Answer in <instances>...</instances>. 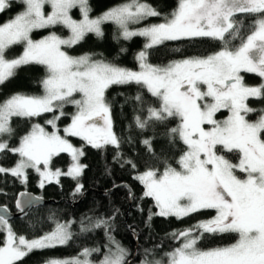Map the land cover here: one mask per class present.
<instances>
[{
    "label": "snow or ice",
    "instance_id": "obj_1",
    "mask_svg": "<svg viewBox=\"0 0 264 264\" xmlns=\"http://www.w3.org/2000/svg\"><path fill=\"white\" fill-rule=\"evenodd\" d=\"M13 7L20 11L0 23V86L25 65L43 66L46 76L41 81L42 95L17 93L0 99V155L19 157L12 168L0 165V174L10 173L26 183L27 171L33 169L41 177V188L53 180L59 183L61 176L78 181L86 167L80 163L84 151L74 147L69 137H79L98 150L112 147L121 153L131 138L123 141L113 131L106 92L113 85H137L156 101L153 105L139 92L132 97L141 113L134 117L136 129L151 133L141 140L148 160L136 179L145 188L144 196L154 200L155 215L182 219L202 210L215 212L206 221L172 233L181 243L166 253L167 264H264V108L249 105L250 98L264 100V0H178L164 22L139 30H131L130 25L162 15L141 0H130L95 18L90 0H0V14ZM73 10H78L79 19ZM245 19L250 23L245 25ZM107 22L115 23L125 40L147 39L137 57L140 71L66 51L89 34L103 38L102 25ZM57 29H66L68 35L57 34ZM41 31L48 34L35 39ZM197 37L219 41L221 49L164 66L149 62L150 50L166 41ZM18 45L23 53L9 58V50ZM244 74H255L261 83L246 84ZM66 105H74L76 112L61 129L58 122L66 116ZM222 111L228 113L223 120L217 118ZM46 113L53 114L45 121L53 131L35 124L18 147L9 145L16 131L15 118L31 120ZM254 113H258L256 119H249ZM173 121L178 123L172 126ZM157 140L159 150L154 147ZM177 143L184 148L175 158ZM61 153L70 154L73 161L67 172L51 168L53 158ZM119 159L121 166L139 168L137 162L124 160L122 153ZM82 188L78 183L76 192ZM17 207L25 211L19 201ZM113 221L114 217L94 216L80 223L81 234L103 229L108 235L112 247L98 261L91 257L101 254V249L85 247L75 257L48 258L44 264H128V250L110 235ZM0 232L7 233L0 246V264H20L36 250L68 245L75 235L66 222L57 223L41 237L27 239L13 231L3 214ZM205 234H234L236 239L227 246L202 249L198 244Z\"/></svg>",
    "mask_w": 264,
    "mask_h": 264
},
{
    "label": "trees",
    "instance_id": "obj_2",
    "mask_svg": "<svg viewBox=\"0 0 264 264\" xmlns=\"http://www.w3.org/2000/svg\"><path fill=\"white\" fill-rule=\"evenodd\" d=\"M130 0H90L92 17L95 18ZM159 11V17H149L138 24H131V29H140L153 24L164 22V17L177 7L178 0H141ZM19 8L13 7L11 11L0 14V23H4ZM74 18L79 19L78 10H73ZM250 20L245 19V25ZM104 36L97 38L89 34L84 41L71 49H66L70 55L80 57L89 55L93 60H102L121 68L137 71L140 69L137 59L138 53L144 49L147 39L142 36H134L125 40L120 34V29L113 22L102 25ZM57 34L67 36L66 29H57ZM247 28L243 34H247ZM47 31H41L34 35L40 39L47 35ZM239 41H233L238 44ZM221 49L219 41L210 38H191L181 41H166L150 50L149 62L153 65L164 66L172 61L181 60L187 57L207 56ZM23 53V46H14L9 50V58H15ZM245 82L250 86H257L261 78L255 74H244ZM46 72L40 65H25L17 71V74L5 85L0 86V99L8 98L13 94L42 95L43 87L41 81L45 78ZM142 94L146 100L155 105V98L150 97L146 90L140 89L137 85H113L106 92V100L111 106V118L113 131L123 140L131 138V142L122 145L121 153L124 160L131 159L139 165L137 170L121 166L119 159L121 153H116L112 147L106 150H98L79 137H69L70 142L77 148L84 151L80 163L85 165L83 175L79 180L68 176H61L59 183H45L43 188L39 187L40 176L35 170L27 171V182L9 174H0V206L6 207L16 213V200L23 192L33 193L47 201L50 205L33 209L27 216L10 221L13 231L19 236L27 239L43 236L55 229L57 223H71L75 234L73 240L66 246H57L53 249L36 250L24 258L20 264H44L48 258H72L77 256L85 247H99L101 254H93L91 259L98 261L102 254L107 252L109 243L108 235L103 229H97L91 233L81 234L80 223L86 221L87 217L102 216L105 218L114 217L111 237L128 250V264H140L143 261H162L165 254L180 246L181 241L173 238L172 233L188 229L201 221H206L215 215L214 210H202L193 213L182 219L176 217H161L155 215L158 212L155 202L150 197H145V188L136 176L144 171L143 162L148 160V154L141 140L151 136L150 132L140 133L134 124V117L141 113L137 110L136 103L132 97L137 93ZM75 98H79L76 94ZM250 107L255 109L264 108V100L252 98L249 100ZM66 116L62 117L58 125L61 129L71 123V117L76 112L74 105H66L64 109ZM220 115V114H219ZM258 113L251 114L248 118L256 119ZM52 113H46L41 117L31 120L15 118L13 126L15 135L8 141L11 147H18L20 139L28 134L32 126L40 124L47 131H53L51 125L45 123L51 119ZM178 121H173L172 126ZM63 135V132H61ZM161 142H154V147L159 150ZM184 146L177 143L173 149V155L178 158ZM229 158L236 162V156L230 154ZM19 160L18 155L5 153L0 155V165L5 168H12ZM72 159L68 154L62 153L52 160L53 171L59 169L62 172L68 171ZM178 167V165L173 164ZM83 184L80 192H76L77 184ZM104 196L103 193L111 191ZM151 216L149 220L148 217ZM137 232V241L131 235V231ZM6 232H0V246L6 240ZM234 234H205L198 247L210 249L223 247L235 242ZM149 250L146 252L145 250Z\"/></svg>",
    "mask_w": 264,
    "mask_h": 264
},
{
    "label": "water",
    "instance_id": "obj_3",
    "mask_svg": "<svg viewBox=\"0 0 264 264\" xmlns=\"http://www.w3.org/2000/svg\"><path fill=\"white\" fill-rule=\"evenodd\" d=\"M111 192H112V190L103 193V195L107 196ZM18 201L21 203L22 206H24V208H25L24 212H21L19 210V208L17 207ZM29 201H31V203H28ZM51 203H52V201H47L44 198H40L33 193L23 192V193L19 194V196L17 197V200H16L17 212L16 213L11 212L6 207L0 206V214H3L8 219V222H10V221L20 219L22 217L27 216L33 209L43 207V206H47V205H50ZM131 235H132L133 239L135 241H137V232L135 230L131 231Z\"/></svg>",
    "mask_w": 264,
    "mask_h": 264
},
{
    "label": "rangeland",
    "instance_id": "obj_4",
    "mask_svg": "<svg viewBox=\"0 0 264 264\" xmlns=\"http://www.w3.org/2000/svg\"><path fill=\"white\" fill-rule=\"evenodd\" d=\"M130 29H131V27H130ZM141 29V28H140ZM131 30H139V29H131ZM137 71H140V69L139 70H137ZM78 96H79V94H77ZM80 98V97H79ZM79 98H77V99H79ZM250 99H252V98H250ZM220 114V115H219ZM227 115H228V113L226 112V111H222L221 113H218L217 114V118L218 119H221V120H223V119H225L226 117H227ZM47 131V130H46ZM74 146V145H73ZM74 147H76V146H74ZM62 154V153H61ZM65 154H68V153H65ZM69 156H70V154H68ZM71 157V156H70ZM81 158V157H80ZM72 159V158H71ZM72 163H73V161H72ZM72 165V164H71ZM42 168H43V166H41ZM71 167V166H70ZM67 172V171H66ZM40 179H41V177H40ZM53 182H55V180H53ZM7 236V235H6ZM179 247V246H178ZM175 249V248H174ZM173 249V250H174ZM172 250V251H173ZM171 252V251H170ZM167 260H168V257L166 256V254H165V257H164V259L161 261V264H167ZM154 262L155 261H152V264H154ZM140 264H142V263H140Z\"/></svg>",
    "mask_w": 264,
    "mask_h": 264
}]
</instances>
